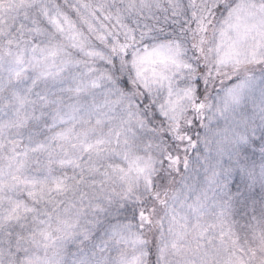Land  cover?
Instances as JSON below:
<instances>
[{
  "label": "snow or ice",
  "instance_id": "1",
  "mask_svg": "<svg viewBox=\"0 0 264 264\" xmlns=\"http://www.w3.org/2000/svg\"><path fill=\"white\" fill-rule=\"evenodd\" d=\"M0 264H264V0H0Z\"/></svg>",
  "mask_w": 264,
  "mask_h": 264
}]
</instances>
